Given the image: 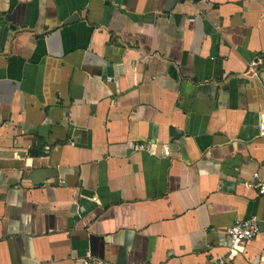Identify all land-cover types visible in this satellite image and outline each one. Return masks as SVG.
Instances as JSON below:
<instances>
[{
    "label": "crops",
    "instance_id": "1",
    "mask_svg": "<svg viewBox=\"0 0 264 264\" xmlns=\"http://www.w3.org/2000/svg\"><path fill=\"white\" fill-rule=\"evenodd\" d=\"M260 119L264 0H0V264H212L264 216Z\"/></svg>",
    "mask_w": 264,
    "mask_h": 264
},
{
    "label": "built area",
    "instance_id": "2",
    "mask_svg": "<svg viewBox=\"0 0 264 264\" xmlns=\"http://www.w3.org/2000/svg\"><path fill=\"white\" fill-rule=\"evenodd\" d=\"M189 1V0H181ZM257 59L248 61L246 68V75H258L256 66ZM257 136L264 138V119H260L257 125ZM154 143L146 141L137 143L134 146L135 150L146 152L149 155H155L156 151ZM49 147H44L45 153H48ZM165 153V152H163ZM250 186L255 191L258 197L264 199V176L259 177L256 172H252ZM264 233V216L257 217L251 215L247 218H234L230 225L225 230V237L227 241L226 252L222 256H218L212 260V264H232L233 259L241 252L242 246L245 242L253 239L258 234ZM78 264H114L112 262L91 257L84 256L80 259Z\"/></svg>",
    "mask_w": 264,
    "mask_h": 264
},
{
    "label": "trees",
    "instance_id": "3",
    "mask_svg": "<svg viewBox=\"0 0 264 264\" xmlns=\"http://www.w3.org/2000/svg\"><path fill=\"white\" fill-rule=\"evenodd\" d=\"M30 153L31 155H40L41 154V148L40 146H33L31 149H30Z\"/></svg>",
    "mask_w": 264,
    "mask_h": 264
}]
</instances>
